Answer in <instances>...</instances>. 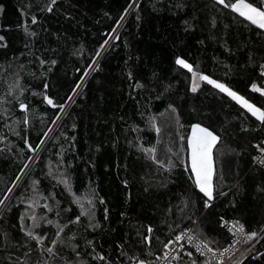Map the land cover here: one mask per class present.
<instances>
[{
  "label": "trees",
  "instance_id": "1",
  "mask_svg": "<svg viewBox=\"0 0 264 264\" xmlns=\"http://www.w3.org/2000/svg\"><path fill=\"white\" fill-rule=\"evenodd\" d=\"M49 2L0 0V36L5 37L0 44L7 45L0 47V67L4 68L0 72V95L7 96L5 80L11 79L8 65L12 64L13 70L17 64L25 65L21 81L30 89L24 96L30 103L27 138L33 147L49 131L47 126L60 110L44 104L42 95L32 93L47 91L57 104L68 100L69 94L73 96L75 82L93 63L99 44L109 40L107 33L128 6V0H56L51 13L41 11ZM32 15L37 16L36 24L31 23ZM242 19L222 5L213 6V0H140L137 11L127 14L119 27V39L111 40L96 58L99 66L90 70L28 175L6 202L9 208L0 213V264H34L37 259L28 251L34 241L20 231L18 218L22 213L25 227L32 223L28 217L33 211L38 218L46 216L60 224L79 214L72 196L54 178L62 173L67 175L72 191L84 197L86 206L94 190L93 222L100 227H88L86 216L80 223L68 225L62 233L68 246L62 248L63 259L57 258V264H130L132 256L150 264L163 254V243L188 227L202 234L201 238L206 237L210 246L224 247L234 237L227 226L221 225V217L233 224L239 222L245 232H258L248 242L241 236L226 264H239L247 255L242 264H264V165L253 163L254 156H264L259 151L264 147V127H259L250 114L248 119L240 116L244 110L210 86L202 85L204 90L197 93L188 91L191 74L174 62L181 56L194 68L264 107V96L250 88L253 82L264 87L259 71L264 63V30L248 22L239 23ZM25 26L36 35H27ZM36 57L57 63L40 65ZM137 81L143 87H136ZM168 104L175 107V113ZM0 108L10 109V115L0 118V137H6L0 139L3 198L32 152L24 144L22 124L12 123L13 117L21 120L24 113L9 104ZM150 118L156 120L159 133ZM196 122L210 126L221 136L214 149L213 198L208 208L203 203L207 198L189 179L186 140L179 138L186 137L190 125ZM137 142L155 147L161 160L171 159L178 166L170 171L159 168L145 158L135 146ZM123 180L128 181L127 186ZM45 198L53 208L51 212L43 207ZM29 199L36 201L34 209L29 207ZM39 223L34 232H48L54 237L57 229L53 225L43 220ZM177 224L179 229L175 228ZM145 235L150 243H141ZM89 240L91 245L86 243ZM73 248L80 252L79 257ZM121 251L127 257L121 256ZM192 258L205 259L199 254ZM171 264H191V258Z\"/></svg>",
  "mask_w": 264,
  "mask_h": 264
},
{
  "label": "snow or ice",
  "instance_id": "2",
  "mask_svg": "<svg viewBox=\"0 0 264 264\" xmlns=\"http://www.w3.org/2000/svg\"><path fill=\"white\" fill-rule=\"evenodd\" d=\"M140 0H128V6L123 9V11L119 14V18L116 19L115 25L112 26V30L107 33L108 36L112 37V40L119 39L118 32L119 27L123 26V21L127 19V14L130 12L137 11L139 8ZM56 4V0H50L41 11H47L51 13L53 11V5ZM222 5L223 9H230L232 14H235L238 18H243L239 21V23L243 24L244 22H248L250 25L256 26L257 29L264 30V0H253V2H249V0H213V6ZM179 7V5H177ZM27 13H23L22 15H26ZM105 15H108L107 13ZM137 19L139 20L140 17L137 15ZM31 23H37V16L32 15ZM186 25H188V21H184ZM215 23V21L213 22ZM191 27V25H188ZM24 31L29 36H35L36 32L29 31L28 27H24ZM5 37L0 36V41H4ZM112 41L108 39H104L98 46L96 50V54L92 57L93 63H90L83 69V74L80 76V79L75 82V85L72 87V93L75 94L77 89L82 86V82L86 79L87 75L89 74L90 70H95V67H98L97 57L101 55V50L105 49V45H110ZM0 47L6 48V43L0 44ZM27 47V45H26ZM229 51V49H225ZM18 59V58H16ZM39 61L40 65L50 64L55 65L57 63L56 60H48L45 61L40 57H36ZM175 64L180 66L182 69H186L187 73L191 74L190 80L188 82L187 90L191 93H197L199 91H203L204 87L210 86V90H214L216 94H223V96H227L232 101L237 103L244 111L240 113V116L244 117L245 119L249 118V114L251 118H254L255 121L259 122V127H264V107H258L256 104L249 102L243 95H240L236 90H233L227 83L222 82L219 79L213 78L209 74H205L204 72L200 71L199 69L194 68V66L189 63L186 59L182 58L181 56L175 57ZM8 69L10 71L11 79L5 80L7 84V96L0 95V105L9 104L12 107L18 106L22 113H24L21 120H16L15 117L12 118V123L15 124H22L24 128V136L22 137L24 140V144L27 146L29 151H31L34 155L29 156L28 160L35 162V159L39 156V150H42L44 146L49 142L46 140V137H49V131H45L43 136L39 137V143L33 147L27 138L28 134V126L30 123L29 117V109L30 103L26 102V97L24 93L26 91H30L26 85H24L21 81V71L25 69V65L17 64L15 69L13 70V65L9 64ZM51 70L50 68L48 69ZM4 68L0 67V72H3ZM76 71H80L77 69ZM260 76L264 77V63L260 64ZM9 73H6L8 75ZM42 75L44 73H41ZM227 75V73H226ZM129 77L131 78V73H129ZM202 85L204 87H202ZM49 87L48 83H44V89L47 90ZM136 87H143V85L137 81ZM170 87V86H169ZM250 88L257 93H260L264 96V87H260L257 85L256 82L251 83ZM167 91V88L165 89ZM35 95H42L43 103L51 106L52 108H58L60 111L56 112L55 118L52 120V124H49L47 127L50 130L52 129V125L56 124L58 119L61 118V114L67 111L66 105L68 104V100H72V94H69L68 100L64 103L57 104L55 100L48 94L47 91H42L41 93H32ZM223 96L221 98H223ZM160 97L157 96L156 99ZM15 101L16 104H12ZM168 109L171 110L172 113L176 112L175 107L172 104H168ZM10 115V109L8 108H0V118H6ZM150 124L154 128V130L159 133L160 128L156 127V120L154 118H150ZM7 120L5 123V127H7ZM75 127V125H73ZM14 134L20 135L19 132H15V128L11 129ZM135 130V129H134ZM54 131V130H53ZM181 141L186 140V150L188 153V161H189V179L192 181L195 189L199 191V193L203 194V197H206L203 201L204 207L208 208L210 206V201L213 198V175H214V149L217 145V142L221 140V136L217 134V132L212 129L210 126H205L202 122L192 123L190 125V131L188 132L187 136H180ZM0 139H6V137H0ZM139 148L145 155V158L150 160L152 163L157 165L161 169L171 170L172 167L178 166L173 163L171 159L167 161L161 160L156 155V148L155 147H143L138 142L135 145ZM169 152L172 151L171 148L168 149ZM261 153H264V147L259 148ZM60 153H57L59 156ZM62 163V161H61ZM253 163H259L264 165V156L261 157H253ZM31 165L25 163L24 167L20 168V173H23V176L18 175L17 180L12 181L13 185L17 183V181L23 179L28 175L27 169H30ZM51 174V173H50ZM57 179V183H62L64 185L65 191H67L72 196V203L76 204L80 212L78 215L74 216L72 220L68 221L67 224H60L56 220L47 219L46 216L44 217H37L35 212L33 211L31 215H29V219L32 223L25 227V213L20 215L19 222H20V231L24 233V235L29 239L34 241V245L28 246V251L36 255L37 259L34 264H57V258L63 259V256L60 255V252L63 247H67V242L62 239V233L68 227V225H74L81 222V217H88L90 223L88 227H100L99 223H94V199L96 198L94 194V190H92L93 194L87 197V206L84 203V197L77 196L71 188L70 181L66 174H61L60 177H54ZM36 181H33L35 184ZM122 183L127 186L128 181L123 180ZM16 189L9 187L8 190L4 193V197L7 199H11L9 196L10 193H13ZM147 190V189H146ZM35 193V189H33ZM223 195V193H220ZM100 203L103 204L104 200L102 197L99 198ZM25 201L21 200V203ZM30 208L36 207V201L34 199H29L27 201ZM0 205H4V210L9 208V205L6 203V199L0 198ZM44 208H47L49 212L53 210L52 206H49L47 203V198H45V203L43 205ZM67 211V210H65ZM108 209L105 208V219H108L107 216ZM59 215V213H57ZM123 216L124 213H121ZM43 220V223L48 225H53L57 230L53 236H49L48 232H44L43 234H37L34 232V229L40 227L39 221ZM232 224V227H228V232L233 234V241L231 244H228L224 247H212L210 246L209 240L205 238H201V235H197L191 229L185 228L181 231H176V234L172 239H168L166 243H163V255L157 256L158 261H167V264H171L172 260H177L180 257L173 253V249L170 246H176L177 251L184 250V244H181V241H185L187 244L192 245L195 248V252L199 254L200 257H205L203 261H199L196 258H192V252L187 251L186 255L191 258V264H226V257L231 255V250L233 246L236 244V236L242 235V238L245 242L252 241L255 237L258 236V232L256 230L245 232L244 226L239 224V222L228 221L225 222L223 217H221V225L227 226ZM172 228V226H169ZM264 228V226H261ZM176 229H179V224L175 226ZM152 228L148 227V233L151 234ZM47 237V239H46ZM149 242L150 237L148 235L143 236L141 243ZM87 244L91 245L92 241H86ZM211 243H216V241H212ZM59 246V247H58ZM117 248H120V245H117ZM74 254L76 257H79L81 254L79 251H75L73 248ZM151 255V251L147 253ZM27 255V254H26ZM121 256L127 257V253L121 251ZM171 256V259H168ZM96 257H93L95 259ZM100 259L103 260L104 257L100 256ZM131 260L135 261V264H149V262L145 259L138 258L137 256L130 257ZM27 264V261H25ZM67 264H72L71 261L67 262ZM75 264H82V261H76ZM238 264V262H236Z\"/></svg>",
  "mask_w": 264,
  "mask_h": 264
},
{
  "label": "built area",
  "instance_id": "3",
  "mask_svg": "<svg viewBox=\"0 0 264 264\" xmlns=\"http://www.w3.org/2000/svg\"><path fill=\"white\" fill-rule=\"evenodd\" d=\"M73 96H74V94H73ZM70 102H71V100H68V104L66 105V108L68 107V105L70 104ZM63 114H64V113H62L61 116H62ZM59 119H60V118H59ZM59 119H58V120H59ZM57 122H58V121H57ZM56 124H57V123H56ZM56 124L52 125V129L55 128V125H56ZM52 131H53V130H50V129H49V133H51ZM39 152H40V150H39ZM33 155H34V154L32 153L31 156H33ZM0 210H1V207H0ZM225 222H228V221H225ZM227 227H232V225L229 224V225H227ZM188 229H191V230H192L191 227H188ZM241 236H242V235H239V236H236V237H235L237 242H236V244L233 246V249L231 250V255L235 252V250H236V248H237V246H238V242L241 240ZM180 243H181V244H184V250L177 251V247H176V246H170V247H172V249H173V253L177 254L181 259H182V258H189V257L186 255V252H187V251H191L193 255H198V253L195 252V248H194L192 245L187 244L185 241H181ZM230 244H231V243H230ZM162 255H163V254H161V255H159V256H162ZM231 255L227 256L226 259H228ZM180 258H179V259H180ZM168 259H171V256H169ZM177 260H178V259H177ZM174 261H175V260H172L171 263H173ZM130 264H135V261L132 260ZM150 264H167V261H158V260H157V257H156V258L154 259V261H153L152 263H150Z\"/></svg>",
  "mask_w": 264,
  "mask_h": 264
},
{
  "label": "rangeland",
  "instance_id": "4",
  "mask_svg": "<svg viewBox=\"0 0 264 264\" xmlns=\"http://www.w3.org/2000/svg\"><path fill=\"white\" fill-rule=\"evenodd\" d=\"M109 40L111 41V40H112V37H110ZM107 46H108V45H105V49L107 48ZM105 49H102V50H101V54L105 51ZM98 58H99V56H98ZM83 82H84V81H83ZM83 82H82V84H83ZM81 87H82V86H81ZM81 87H80V88H81ZM80 88L77 89V92L80 90ZM77 92L74 94V96H76ZM74 96H73V97H74ZM249 102H250V101H249ZM45 139L48 140L49 137H46ZM25 163H27V164H29V165H31V166L33 165V161H30V160H27ZM24 165H25V164H24ZM23 167H24V166H23ZM28 170H29V169H27V171H28ZM19 175H20V176H23L24 174H23V173H19ZM16 180H17V178H16ZM21 180H22V179H21ZM21 180L17 181V183H16L15 185H12V188L16 189V188L18 187L19 183L21 182ZM13 193H14V192H13ZM13 193H10L9 196L11 197V195H12ZM3 198L6 199V202L8 201L7 198H5V197H3ZM0 207H1V210H0V213H1L5 206H4V205H0Z\"/></svg>",
  "mask_w": 264,
  "mask_h": 264
},
{
  "label": "water",
  "instance_id": "5",
  "mask_svg": "<svg viewBox=\"0 0 264 264\" xmlns=\"http://www.w3.org/2000/svg\"><path fill=\"white\" fill-rule=\"evenodd\" d=\"M249 256H250V255H247L246 257H244V258L242 259V261H241L239 264H242L246 259L249 258Z\"/></svg>",
  "mask_w": 264,
  "mask_h": 264
}]
</instances>
